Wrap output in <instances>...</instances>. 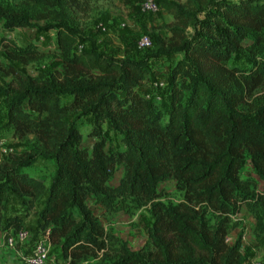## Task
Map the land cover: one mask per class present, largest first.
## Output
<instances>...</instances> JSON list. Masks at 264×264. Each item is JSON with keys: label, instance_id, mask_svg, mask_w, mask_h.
Masks as SVG:
<instances>
[{"label": "trees", "instance_id": "obj_1", "mask_svg": "<svg viewBox=\"0 0 264 264\" xmlns=\"http://www.w3.org/2000/svg\"><path fill=\"white\" fill-rule=\"evenodd\" d=\"M20 1L16 9L0 0L3 29H38L44 21L42 30L54 31L61 70L27 76L0 65L10 77L0 87L3 127L19 139L31 136L38 154L54 161L37 228L48 231L60 264H82L107 250L110 236L89 196L108 214L132 200L148 205L152 216L145 246L132 252L122 245L104 264H244L241 237L233 244L226 239L237 226L231 217L243 206L254 212L256 232H264V100L253 114L239 106L264 86V70L243 73L229 60L247 39L264 53V0H186L187 9L157 1L181 27L170 30L169 50L183 58L170 71L165 113L137 91L149 77L146 62L107 57L94 46L75 51L79 32L88 27L74 22V13L87 9L84 2ZM1 47L23 65L41 53L33 43L1 41ZM74 112L92 120L90 147L80 126L67 120ZM106 123L121 136V154L106 150ZM36 157L31 150L0 161V213L10 192L33 197L43 191L23 173ZM246 157L251 176L243 175ZM117 164L123 174L112 185ZM168 180L181 193L175 204L161 200L159 187ZM17 220L9 229L22 227Z\"/></svg>", "mask_w": 264, "mask_h": 264}, {"label": "rangeland", "instance_id": "obj_2", "mask_svg": "<svg viewBox=\"0 0 264 264\" xmlns=\"http://www.w3.org/2000/svg\"><path fill=\"white\" fill-rule=\"evenodd\" d=\"M9 3L14 8H19L22 2L20 0H1ZM142 0H81L87 5L85 11L74 13L75 21L80 24H87L88 27L81 30L78 35V43L75 51L90 50L93 46L99 52L111 58H130L134 61H144L149 68V77L140 83L137 91L148 101L153 102L164 113L168 107L170 71L172 67L183 58V55L169 50L171 40L170 30L172 28H181L178 22H175L172 14L166 10H160L159 13L143 15L139 10V3ZM167 1L178 5L181 9L186 7V0H157ZM46 26L44 21L39 22L41 28L22 29L17 28L13 31H5L0 21V65L7 67L15 66L19 71L27 76L48 75L54 70H61V61L58 58L55 46L54 31H44L42 27ZM142 35H147L152 40V46L146 49H139L137 42ZM1 41H7L12 46H24L29 43L36 45L40 50V55L36 61L23 65L19 62L11 61L6 57L1 47ZM253 41L247 39L242 48L235 51L230 60V66H236L243 73L250 72L252 68L258 67L264 70V53L261 50L251 47ZM168 49L167 53L166 50ZM250 50H253L251 53ZM195 71V67H193ZM10 77H5L0 71V87L5 86ZM187 92H185V95ZM64 104L70 103V97H61ZM264 100V86L257 89L251 98H248L239 109L246 114H253L254 110ZM6 107L3 103V97L0 94V161L8 158V155L19 154L28 151L37 153L36 162L23 170V173L33 179L38 180L43 185V191L35 193L33 197L24 194L10 192L4 207L0 213V264H22L20 257L10 250L6 245L5 235L15 232L11 226L17 225V217L22 225L20 229H25L34 234L37 238L43 231L37 228L38 212L41 210L51 177L55 171L54 161L38 154L39 148L34 144V139L28 136L19 139L12 135L11 129L3 127L5 124ZM68 122H74L80 126V132L83 137V145L90 147L93 144V138L90 137L92 120L89 117L81 116L77 112L71 113L67 118ZM103 135L106 138V150L118 152L121 154L123 143L121 136L108 127L103 126ZM243 168L244 176H251L252 167L248 157ZM123 174V168L119 164L115 167V173L111 180L112 185H116ZM164 192L161 199L164 203H177L181 199V193L175 190L174 182L168 180L159 187ZM88 205L95 216L101 221L105 232L110 236L107 243V250L103 251L102 258L96 261H85L82 264H104L115 259L118 256L119 248L125 245L130 251L137 252L145 246L147 242V229L152 224V216L149 206H141L138 202L128 200L126 203H118V209L113 213H106L103 209L95 205L93 197L89 196ZM238 216L232 220L235 224H246L247 236L246 242L241 245V253L245 264L252 261H264V232L260 235L256 232L257 220L254 212L243 206ZM241 217V221L237 219ZM248 225V226H247ZM250 230V232H249ZM241 230L238 226L229 234L228 244L238 236L241 237ZM228 234V235H229ZM30 242L23 244L21 252L27 253ZM51 252L58 263H62L56 247L51 244Z\"/></svg>", "mask_w": 264, "mask_h": 264}, {"label": "built area", "instance_id": "obj_3", "mask_svg": "<svg viewBox=\"0 0 264 264\" xmlns=\"http://www.w3.org/2000/svg\"><path fill=\"white\" fill-rule=\"evenodd\" d=\"M139 10L143 15H151L159 13L162 9L160 8L157 0H142L139 3ZM137 46L139 49L149 48L152 46V40L149 36L142 35L137 42ZM5 237L7 247L12 250L15 255L20 257L22 264H60L56 261L51 252V243L48 231L43 232L37 238H33L34 234L30 231L19 229L15 232L6 234ZM226 241L228 242V239H226ZM29 242L31 245L28 252L26 254L21 252L20 249L22 248V245ZM102 253L103 251L98 253L97 258H90L89 260H98ZM89 260L87 262H89ZM250 264H264V261H252Z\"/></svg>", "mask_w": 264, "mask_h": 264}, {"label": "crops", "instance_id": "obj_4", "mask_svg": "<svg viewBox=\"0 0 264 264\" xmlns=\"http://www.w3.org/2000/svg\"><path fill=\"white\" fill-rule=\"evenodd\" d=\"M240 211H241V208L239 209V212L236 213L235 216H237V214H238V216L241 215V214H240ZM231 219L233 220V219H234V216H232ZM241 219H242V218L239 217L237 220H238V221H241ZM232 222H233V221H232ZM238 226L241 228V230H242L243 228H245V231H244V232H241V234H239V235H241V245H243V243L246 242L247 227H246V224L243 226L241 223H239V224H237L236 229H237ZM247 226H248V225H247ZM249 232H250V230H249ZM230 235H231V234H229L228 236H230ZM228 236H227V237H228ZM238 237H239V236H238ZM227 239H228V238H227ZM229 239H232V236H230ZM235 240H236V239H235ZM235 240L233 239L231 244H233ZM228 242H230V240H229ZM244 263H245V262H244Z\"/></svg>", "mask_w": 264, "mask_h": 264}]
</instances>
